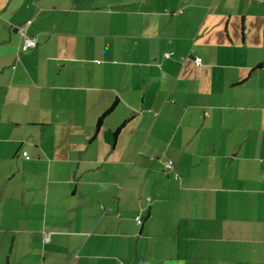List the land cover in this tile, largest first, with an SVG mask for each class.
Instances as JSON below:
<instances>
[{"label":"crops","instance_id":"crops-1","mask_svg":"<svg viewBox=\"0 0 264 264\" xmlns=\"http://www.w3.org/2000/svg\"><path fill=\"white\" fill-rule=\"evenodd\" d=\"M0 264H264V0H0Z\"/></svg>","mask_w":264,"mask_h":264},{"label":"built area","instance_id":"built-area-1","mask_svg":"<svg viewBox=\"0 0 264 264\" xmlns=\"http://www.w3.org/2000/svg\"><path fill=\"white\" fill-rule=\"evenodd\" d=\"M22 35L24 36L23 48L25 50L33 48L36 45V39L37 38L35 36L28 37V36H26V34H24V32H22ZM164 56H168V54L165 53ZM200 60H201V58H196L194 60V62L196 64H199ZM23 155H25V157L28 158L26 152H23ZM163 165H164V167L166 169H171L172 168L171 167L172 166V162L170 160L166 161L165 164H163ZM100 209L102 210V213H106V212H109V211L111 212L110 206H100ZM115 215L119 216V213H116ZM133 219L135 221V224H137V225H141L143 223V218H142L140 212L136 213L134 215ZM42 238H43V241H47L49 239V233L44 234Z\"/></svg>","mask_w":264,"mask_h":264},{"label":"trees","instance_id":"trees-1","mask_svg":"<svg viewBox=\"0 0 264 264\" xmlns=\"http://www.w3.org/2000/svg\"><path fill=\"white\" fill-rule=\"evenodd\" d=\"M112 108V105L110 106V108H108L107 111H110V109ZM106 111V112H107ZM105 116V115H104ZM101 118L102 116H100L98 119H97V125L100 124V121H101ZM122 127L119 126V128L115 129L114 131H111V132H108L106 133V136L108 137V140L110 141V143L112 144V146L114 145V142H115V139H116V136H117V132H119V129ZM101 210V209H100ZM102 211V210H101ZM108 213V212H107ZM46 234V233H45ZM43 240V238H42ZM49 241V239L47 241H43L44 243H47Z\"/></svg>","mask_w":264,"mask_h":264},{"label":"rangeland","instance_id":"rangeland-1","mask_svg":"<svg viewBox=\"0 0 264 264\" xmlns=\"http://www.w3.org/2000/svg\"><path fill=\"white\" fill-rule=\"evenodd\" d=\"M43 237V236H42Z\"/></svg>","mask_w":264,"mask_h":264}]
</instances>
